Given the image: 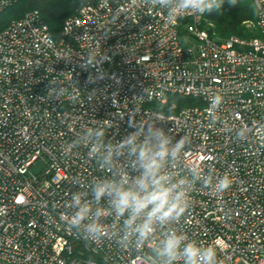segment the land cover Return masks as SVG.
Masks as SVG:
<instances>
[{
	"label": "built area",
	"instance_id": "obj_1",
	"mask_svg": "<svg viewBox=\"0 0 264 264\" xmlns=\"http://www.w3.org/2000/svg\"><path fill=\"white\" fill-rule=\"evenodd\" d=\"M252 2L249 38L212 37L204 15L169 21L138 0H91L57 37L37 9L0 29V264H155L152 243L86 242L65 206L77 180L110 175L88 147L65 145L85 126L119 140L153 116L190 138L183 165L231 180L221 194L195 185L178 227L218 264H264V0ZM170 94L199 103L171 111Z\"/></svg>",
	"mask_w": 264,
	"mask_h": 264
},
{
	"label": "clouds",
	"instance_id": "obj_2",
	"mask_svg": "<svg viewBox=\"0 0 264 264\" xmlns=\"http://www.w3.org/2000/svg\"><path fill=\"white\" fill-rule=\"evenodd\" d=\"M138 2L175 21L184 14L220 12L225 2L235 7L237 0ZM220 103L219 96L213 98V110ZM160 123L155 116L145 123L131 122L133 131L119 140L109 138L102 125L85 126L65 145V154L88 147L97 166L110 172L89 182L76 181L79 190L65 204L67 226L86 242L109 239L122 250H142L152 243L155 264H218L213 247L199 245L178 225L190 207L195 185L221 194L230 188L231 180L204 174L196 165H183L190 138L177 139L174 128L166 131ZM107 217H112L111 224H105Z\"/></svg>",
	"mask_w": 264,
	"mask_h": 264
},
{
	"label": "trees",
	"instance_id": "obj_3",
	"mask_svg": "<svg viewBox=\"0 0 264 264\" xmlns=\"http://www.w3.org/2000/svg\"><path fill=\"white\" fill-rule=\"evenodd\" d=\"M91 0H17L9 7V18L0 19V29L7 26L12 19L21 17L25 12L37 9L43 21L48 25L50 32L57 37L64 20L90 2ZM256 19V9L252 0H237L235 7H229L225 2L220 12L204 14L202 26L207 29L209 35L220 39L230 36L249 38L257 35L254 27H247L246 23L254 22ZM182 30V26H180ZM168 104L176 103V108L171 111L199 103V100L192 97H183L170 94Z\"/></svg>",
	"mask_w": 264,
	"mask_h": 264
},
{
	"label": "rangeland",
	"instance_id": "obj_4",
	"mask_svg": "<svg viewBox=\"0 0 264 264\" xmlns=\"http://www.w3.org/2000/svg\"><path fill=\"white\" fill-rule=\"evenodd\" d=\"M9 15H11V14H10V10H9V8H8V9H6V10L0 12V19H1V20H5V19L9 18ZM246 25H247V27H249V28H252V27H253L251 23H247Z\"/></svg>",
	"mask_w": 264,
	"mask_h": 264
}]
</instances>
